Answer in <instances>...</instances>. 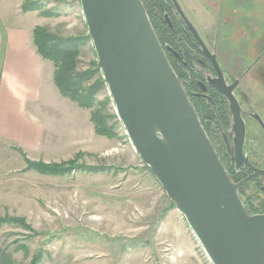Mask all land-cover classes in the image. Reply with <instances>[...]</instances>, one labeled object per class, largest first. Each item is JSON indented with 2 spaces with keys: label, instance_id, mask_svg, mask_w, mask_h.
<instances>
[{
  "label": "rangeland",
  "instance_id": "obj_1",
  "mask_svg": "<svg viewBox=\"0 0 264 264\" xmlns=\"http://www.w3.org/2000/svg\"><path fill=\"white\" fill-rule=\"evenodd\" d=\"M24 1L0 0V23H21L31 31L42 25L63 36L88 35L79 0H30L42 7L29 11L21 9ZM177 2L222 65L233 77L242 75L241 89L249 91L252 108L264 117V69L253 72V66L247 72L259 55L264 64V46L258 45L264 44V0ZM44 60L54 84L53 64ZM95 60L92 42L87 40L81 46L78 69ZM109 96L107 87L98 94L104 100ZM111 101L104 113L115 125L116 137L103 136L87 150L29 158L62 163L80 152L79 164L104 166V171L73 167L63 175L42 174L28 169L21 153L0 143V216L9 218L0 223V264H183L165 236L171 217L167 195L134 151L117 115L113 117ZM256 130L262 138L264 132ZM248 191L259 199L264 195L253 186ZM11 217L23 220L13 222ZM172 222V228L180 231L179 222ZM196 249V264H211L199 243Z\"/></svg>",
  "mask_w": 264,
  "mask_h": 264
},
{
  "label": "water",
  "instance_id": "obj_2",
  "mask_svg": "<svg viewBox=\"0 0 264 264\" xmlns=\"http://www.w3.org/2000/svg\"><path fill=\"white\" fill-rule=\"evenodd\" d=\"M79 1L102 78L129 142L211 264H264V213H248L238 191L240 184L263 175L264 169L243 158L238 144L237 162L253 173L238 183L232 181L141 0ZM172 2L185 18L177 0ZM185 21L216 65L215 55ZM236 126L242 137L238 117Z\"/></svg>",
  "mask_w": 264,
  "mask_h": 264
},
{
  "label": "crops",
  "instance_id": "obj_3",
  "mask_svg": "<svg viewBox=\"0 0 264 264\" xmlns=\"http://www.w3.org/2000/svg\"><path fill=\"white\" fill-rule=\"evenodd\" d=\"M51 73L32 44L31 28L0 23V143L32 159L87 150L103 138L94 132L87 110L60 95ZM166 205L171 217L165 236L178 261L198 263L196 237L168 197ZM173 220L180 231L172 228Z\"/></svg>",
  "mask_w": 264,
  "mask_h": 264
},
{
  "label": "flooded vegetation",
  "instance_id": "obj_4",
  "mask_svg": "<svg viewBox=\"0 0 264 264\" xmlns=\"http://www.w3.org/2000/svg\"><path fill=\"white\" fill-rule=\"evenodd\" d=\"M152 13L151 23L168 61L184 85L188 98L232 181L238 183L253 173L244 162H237L238 144L243 158L251 165L264 169V136L261 138L256 130L261 128L264 132V117L252 108L254 104L253 99L248 96L249 91L241 89L242 75L233 77L220 62L217 52L207 46L182 11L205 47L215 55L217 64L204 54V48L190 31L185 18L180 15L172 0H164V7L153 10ZM258 45L260 48L264 46L260 42ZM261 57L259 55L253 60V65L251 62L247 66V72L251 73L250 69L254 66L256 68L253 72L258 69L261 73L262 68L264 69ZM220 89L226 91L232 100ZM236 117L243 123L242 137L237 131ZM250 120L253 122L251 128ZM257 158L260 160H256ZM252 186L264 194V174L248 179L238 188L242 201L251 208L255 206L253 213H264V195L261 196L262 199L255 197L248 191V187Z\"/></svg>",
  "mask_w": 264,
  "mask_h": 264
},
{
  "label": "trees",
  "instance_id": "obj_5",
  "mask_svg": "<svg viewBox=\"0 0 264 264\" xmlns=\"http://www.w3.org/2000/svg\"><path fill=\"white\" fill-rule=\"evenodd\" d=\"M141 1L151 23L153 10H159L161 7H164V0ZM41 7V4L30 0H25L21 5L23 11L35 10ZM42 13L52 14L53 12L50 10H42ZM151 24L153 25V23ZM31 38L32 44L40 57L52 62L54 67L52 78L60 94L73 101L77 106L90 110V121L97 135L107 138L116 137L117 132L115 131V125L109 122L110 118L104 113L108 101H111V97L109 96L107 100L98 98L99 92L106 87L98 62L95 60L91 62L88 68L83 70L78 69L81 46L85 44L87 40H90L89 36L58 35L51 32L46 26L35 25L31 31ZM113 117H116V114L113 115ZM20 153L23 155L28 169H33L47 175H63L74 169L73 167H80L79 170L89 172L106 170L104 166L79 164L78 160L82 154L80 152L72 159L62 163L29 160L22 151ZM145 168L151 174L150 169L147 166H145ZM170 202L171 206H175L171 200ZM243 204L248 213L256 214L253 213L255 212V206L251 208L244 202ZM11 218L14 219L13 222H21L22 219L20 217ZM5 219L9 218L0 216V223L3 221L6 222ZM36 259L39 261L38 257H36L35 260Z\"/></svg>",
  "mask_w": 264,
  "mask_h": 264
}]
</instances>
